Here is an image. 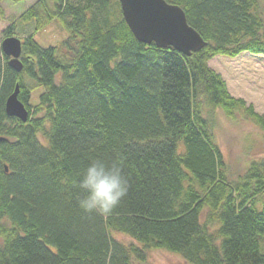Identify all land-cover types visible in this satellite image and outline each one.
Returning a JSON list of instances; mask_svg holds the SVG:
<instances>
[{
    "label": "trees",
    "instance_id": "16d2710c",
    "mask_svg": "<svg viewBox=\"0 0 264 264\" xmlns=\"http://www.w3.org/2000/svg\"><path fill=\"white\" fill-rule=\"evenodd\" d=\"M165 1L201 49L137 41L118 0H36L19 19L55 17L66 37L41 46L25 35L19 71L0 46V264H135L150 249L188 264H264V157L229 179L210 120L219 108L264 134V113L208 64L264 55L258 0ZM16 84L25 122L5 113ZM96 159L121 161L130 184L103 217L78 207L74 186Z\"/></svg>",
    "mask_w": 264,
    "mask_h": 264
},
{
    "label": "rangeland",
    "instance_id": "374dc122",
    "mask_svg": "<svg viewBox=\"0 0 264 264\" xmlns=\"http://www.w3.org/2000/svg\"><path fill=\"white\" fill-rule=\"evenodd\" d=\"M36 0H2L0 2V41L8 36L22 40L27 34L41 46L57 45L66 37L63 24L55 17L45 18L40 26L21 21V13L34 5ZM52 7V3L47 1ZM264 22V0H258ZM13 24V34L6 33ZM22 45V44H21ZM8 57V56H7ZM20 57V56H19ZM10 58L8 57V60ZM1 65L4 58L0 57ZM209 66L225 80L233 97L242 98L246 104L260 114L264 113V55L240 54L236 57L217 56L208 61ZM40 88L32 91L31 101L36 102ZM214 140L217 143L227 167V176L237 180L244 174L248 163L264 157V134L252 122L241 116L226 117L219 108L211 111L210 117ZM123 242H131L129 237L115 233ZM135 264H188L178 254L164 249H150L144 262Z\"/></svg>",
    "mask_w": 264,
    "mask_h": 264
},
{
    "label": "water",
    "instance_id": "95a60500",
    "mask_svg": "<svg viewBox=\"0 0 264 264\" xmlns=\"http://www.w3.org/2000/svg\"><path fill=\"white\" fill-rule=\"evenodd\" d=\"M123 20L135 39L141 43H153L158 48L172 47L184 55L201 49L205 42L188 25L183 9L165 0H118ZM2 52L8 56V65L19 71L22 67L21 40L15 36L2 39ZM19 85L5 100V113L25 122L28 111L18 98ZM2 138L0 137V140ZM6 169V167H5Z\"/></svg>",
    "mask_w": 264,
    "mask_h": 264
},
{
    "label": "clouds",
    "instance_id": "9594fccd",
    "mask_svg": "<svg viewBox=\"0 0 264 264\" xmlns=\"http://www.w3.org/2000/svg\"><path fill=\"white\" fill-rule=\"evenodd\" d=\"M78 207L85 213L108 216L127 197L129 180L121 161H92L80 174L77 182Z\"/></svg>",
    "mask_w": 264,
    "mask_h": 264
}]
</instances>
